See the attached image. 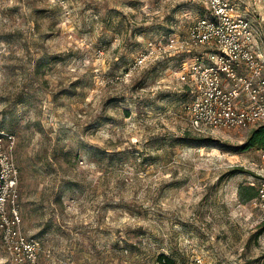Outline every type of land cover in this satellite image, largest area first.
I'll list each match as a JSON object with an SVG mask.
<instances>
[{
	"label": "rangeland",
	"instance_id": "obj_1",
	"mask_svg": "<svg viewBox=\"0 0 264 264\" xmlns=\"http://www.w3.org/2000/svg\"><path fill=\"white\" fill-rule=\"evenodd\" d=\"M228 1L264 60V0ZM206 15L192 0H0V128L37 264H264V226L239 197L264 180L254 130L191 128L185 55L127 75ZM0 264H18L1 236Z\"/></svg>",
	"mask_w": 264,
	"mask_h": 264
},
{
	"label": "built area",
	"instance_id": "obj_2",
	"mask_svg": "<svg viewBox=\"0 0 264 264\" xmlns=\"http://www.w3.org/2000/svg\"><path fill=\"white\" fill-rule=\"evenodd\" d=\"M170 1V0H157ZM207 8L184 36L149 42L130 65L133 76L160 57L185 55L180 80L187 86L189 124L197 133L256 130L264 126V60L257 52L251 22L228 0H192ZM13 134L0 128V236L18 264H37L36 244L21 231L20 174ZM264 163V147L259 150ZM250 201L264 223V180Z\"/></svg>",
	"mask_w": 264,
	"mask_h": 264
},
{
	"label": "trees",
	"instance_id": "obj_3",
	"mask_svg": "<svg viewBox=\"0 0 264 264\" xmlns=\"http://www.w3.org/2000/svg\"><path fill=\"white\" fill-rule=\"evenodd\" d=\"M252 147H264V126H261L252 132L246 144V148L248 149ZM256 196L257 190L254 186H242L239 190V197L243 203L252 201ZM260 225L264 226V223H261ZM158 262L160 264H175L173 260L165 255L159 256Z\"/></svg>",
	"mask_w": 264,
	"mask_h": 264
}]
</instances>
